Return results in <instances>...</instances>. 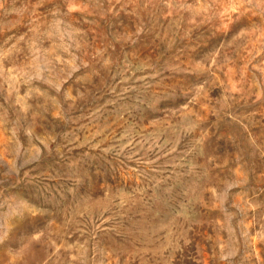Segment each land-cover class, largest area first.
<instances>
[{"label":"rangeland","instance_id":"1","mask_svg":"<svg viewBox=\"0 0 264 264\" xmlns=\"http://www.w3.org/2000/svg\"><path fill=\"white\" fill-rule=\"evenodd\" d=\"M0 264H264V0H0Z\"/></svg>","mask_w":264,"mask_h":264}]
</instances>
